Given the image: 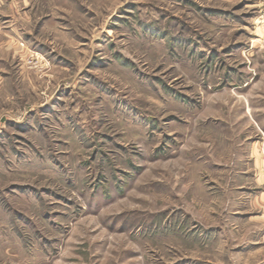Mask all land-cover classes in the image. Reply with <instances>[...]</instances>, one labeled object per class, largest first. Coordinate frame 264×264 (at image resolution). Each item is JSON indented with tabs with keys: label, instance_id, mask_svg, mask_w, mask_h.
I'll return each instance as SVG.
<instances>
[{
	"label": "rangeland",
	"instance_id": "obj_1",
	"mask_svg": "<svg viewBox=\"0 0 264 264\" xmlns=\"http://www.w3.org/2000/svg\"><path fill=\"white\" fill-rule=\"evenodd\" d=\"M0 264H264V0H0Z\"/></svg>",
	"mask_w": 264,
	"mask_h": 264
}]
</instances>
